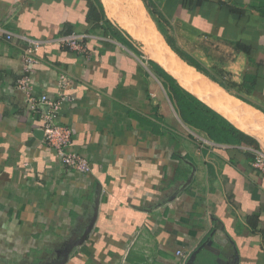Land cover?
Masks as SVG:
<instances>
[{
  "label": "crops",
  "instance_id": "obj_1",
  "mask_svg": "<svg viewBox=\"0 0 264 264\" xmlns=\"http://www.w3.org/2000/svg\"><path fill=\"white\" fill-rule=\"evenodd\" d=\"M252 1L166 0L157 11L152 0H0V264H188L193 254L190 264H264V174L253 166L264 151V12ZM150 21L218 99L151 54ZM73 32L89 35L85 50L63 45ZM150 61L258 146L187 124ZM45 93L62 101L59 123L90 174L39 134L27 99Z\"/></svg>",
  "mask_w": 264,
  "mask_h": 264
},
{
  "label": "trees",
  "instance_id": "obj_2",
  "mask_svg": "<svg viewBox=\"0 0 264 264\" xmlns=\"http://www.w3.org/2000/svg\"><path fill=\"white\" fill-rule=\"evenodd\" d=\"M258 1L259 4L255 3V0H253L252 6L258 8L261 12H264V0H258ZM150 8L152 9L153 14L155 10L158 11L156 7H153L155 9L154 10L151 7V5ZM106 22L107 23H104L105 25H102L101 28L104 30H110L111 27H109L108 21ZM110 32L112 33V35L115 36L118 35V33H115L113 30H111ZM235 47L238 50L245 51L248 55H251L252 53V47L245 43L236 42ZM176 51L180 53V55H182V57L185 60H187L190 64L195 65L200 70L208 72L207 69L193 57L189 55H184V53H182L179 50ZM150 64L152 65V68L154 69L158 77L163 81L165 87L168 90L170 98L175 104L183 120L187 124L199 130L207 132L210 136H212L214 139L220 142H227V143L245 142L248 144L258 146V143L254 138H252L251 136L247 135L246 133L238 129L229 120H227L217 111L209 107L202 100H200L199 98H197L196 96H194L193 94L182 88L178 84L176 79H174L170 74H168L164 69H162L156 62L150 61ZM223 72L224 71H221V76H225ZM248 77L246 75L245 78ZM214 78L218 80L226 88L232 90L226 81L215 76ZM254 80L255 78H253V81ZM145 122H147L152 127H154V130L158 131L157 123H154L152 121L149 122L145 121Z\"/></svg>",
  "mask_w": 264,
  "mask_h": 264
},
{
  "label": "built area",
  "instance_id": "obj_3",
  "mask_svg": "<svg viewBox=\"0 0 264 264\" xmlns=\"http://www.w3.org/2000/svg\"><path fill=\"white\" fill-rule=\"evenodd\" d=\"M156 8L160 6L166 0H152ZM11 35H8L10 38ZM89 37L86 33L73 32L62 39V43L65 47L72 50H85L86 40ZM34 49L29 48L27 61L33 63L36 61L34 58L35 49L41 46V41L34 40ZM23 87H29L27 81H22ZM28 104L31 110L39 115L40 129L44 131V137L47 144L52 147L58 159L63 165L69 169H73L83 174H90L93 167L90 161L83 155L78 154L74 150H71L72 143V131L67 126L59 123V113L61 109V100L51 99L48 94H43L39 98L29 95ZM253 166L264 174V151L258 150L255 153L253 160ZM178 254H182L178 251Z\"/></svg>",
  "mask_w": 264,
  "mask_h": 264
},
{
  "label": "bare ground",
  "instance_id": "obj_4",
  "mask_svg": "<svg viewBox=\"0 0 264 264\" xmlns=\"http://www.w3.org/2000/svg\"><path fill=\"white\" fill-rule=\"evenodd\" d=\"M133 3H135V2L133 1ZM137 5H138V3L136 4V6ZM139 6H140V4H139ZM139 12H141V11H139ZM142 12H144V11L142 10ZM137 14L139 15V13H137ZM142 15H143V13L142 14L140 13V16H142ZM144 15H146V14H144ZM142 20L143 19H141V21ZM148 21H149V19H148ZM144 24H146V22ZM148 26H149L148 36L150 37V39L152 40V43H153L152 49L155 48V50H156V48H157V50H159V53H154L155 52V50H154L153 52H151V54L155 58H157L158 60H161L168 67V69H170V71H173L175 73V75H177L179 77V79L184 84H186L189 88H191L192 90L196 91L197 93L203 95L204 94L203 91L205 90L204 87H209L210 81L208 79L204 78L202 75H200L194 67L189 66L186 62H184L182 59H180L177 55L173 54V52H171L169 50V48L166 46L165 42L162 40L160 33H158L154 29L155 28V27H153L154 25L152 26L151 21L148 22ZM148 36H147V38H148ZM148 40H149V38H148ZM148 40H147V42L151 41V40H149V41ZM150 44H151V42H150ZM210 87H212V86H210ZM219 94H220L219 100L222 103H224L225 105L231 104L233 106L241 108L243 111H246L245 113H248L250 117H251V115H253L252 112L250 111V109L245 108L244 105L238 103V101H237L238 99L236 100V98L231 97L229 94H224V92L222 90L219 91ZM254 116H256V115H254Z\"/></svg>",
  "mask_w": 264,
  "mask_h": 264
},
{
  "label": "water",
  "instance_id": "obj_5",
  "mask_svg": "<svg viewBox=\"0 0 264 264\" xmlns=\"http://www.w3.org/2000/svg\"><path fill=\"white\" fill-rule=\"evenodd\" d=\"M39 134H44V131L43 130H39ZM99 206H100V195L96 201V207H95V214H94V217H93V220L91 221V224L90 226L88 227L86 233L84 234L83 238H82V241L81 242H84L87 238V236L91 233V231L93 230L94 228V225H95V222H96V219H97V215H98V209H99ZM194 259V254L191 256V258L189 259V262L188 264H190Z\"/></svg>",
  "mask_w": 264,
  "mask_h": 264
},
{
  "label": "rangeland",
  "instance_id": "obj_6",
  "mask_svg": "<svg viewBox=\"0 0 264 264\" xmlns=\"http://www.w3.org/2000/svg\"><path fill=\"white\" fill-rule=\"evenodd\" d=\"M197 71V70H196ZM198 72V71H197ZM200 75H202L200 72H198ZM204 78H206L204 75H202ZM206 79H208V78H206ZM209 80V79H208ZM210 81V80H209ZM210 86H216L217 87V85H215L213 82H211L210 81ZM209 86V87H210ZM209 87H204L205 88V93H208L209 94V96L210 97H214V100L215 99H218L216 96H215V94L212 92V91H210V90H207ZM186 129V128H185Z\"/></svg>",
  "mask_w": 264,
  "mask_h": 264
}]
</instances>
